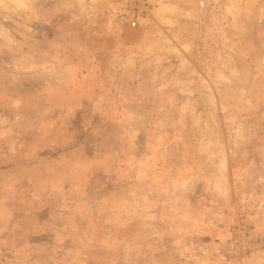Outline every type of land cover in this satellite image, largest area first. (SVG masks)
<instances>
[{
  "label": "rangeland",
  "instance_id": "1",
  "mask_svg": "<svg viewBox=\"0 0 264 264\" xmlns=\"http://www.w3.org/2000/svg\"><path fill=\"white\" fill-rule=\"evenodd\" d=\"M29 161L0 264H264V0H0V168Z\"/></svg>",
  "mask_w": 264,
  "mask_h": 264
},
{
  "label": "crops",
  "instance_id": "2",
  "mask_svg": "<svg viewBox=\"0 0 264 264\" xmlns=\"http://www.w3.org/2000/svg\"><path fill=\"white\" fill-rule=\"evenodd\" d=\"M30 159V158H29ZM30 163V164H29ZM76 162H70V167L76 166ZM26 168L20 165H12L8 164L5 166V168H0V186L3 185L0 189V216L4 217L9 209L7 208V194L10 191H14L15 194L13 195L14 198L16 197H21L22 196H27L28 193L30 194V200L31 203H35V201H38V199H35L37 196V182L34 175V170L32 169L33 166H37V164L32 163V161H29L26 165H24ZM25 169L24 171L22 170ZM39 187V185H38ZM12 188L14 190H12ZM54 189L53 187H51ZM48 191V188L46 189ZM36 193V194H35ZM20 195V196H19ZM39 198V197H38ZM2 199V200H1ZM9 199V198H8ZM11 200V198H10ZM6 206V208L4 207ZM3 208V209H2ZM22 212V211H21ZM37 213V212H36ZM21 215V213H20ZM0 221H2L0 219Z\"/></svg>",
  "mask_w": 264,
  "mask_h": 264
},
{
  "label": "built area",
  "instance_id": "3",
  "mask_svg": "<svg viewBox=\"0 0 264 264\" xmlns=\"http://www.w3.org/2000/svg\"><path fill=\"white\" fill-rule=\"evenodd\" d=\"M136 24H137V22L135 21V22H132V26H136Z\"/></svg>",
  "mask_w": 264,
  "mask_h": 264
}]
</instances>
